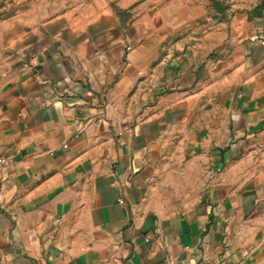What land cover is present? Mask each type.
I'll list each match as a JSON object with an SVG mask.
<instances>
[{"label": "crops", "instance_id": "1", "mask_svg": "<svg viewBox=\"0 0 264 264\" xmlns=\"http://www.w3.org/2000/svg\"><path fill=\"white\" fill-rule=\"evenodd\" d=\"M86 9L0 0V264H264V19L164 75Z\"/></svg>", "mask_w": 264, "mask_h": 264}, {"label": "rangeland", "instance_id": "2", "mask_svg": "<svg viewBox=\"0 0 264 264\" xmlns=\"http://www.w3.org/2000/svg\"><path fill=\"white\" fill-rule=\"evenodd\" d=\"M38 16L111 9L127 26L159 39L164 75L221 57L243 40L250 23L264 19V0H35Z\"/></svg>", "mask_w": 264, "mask_h": 264}, {"label": "built area", "instance_id": "3", "mask_svg": "<svg viewBox=\"0 0 264 264\" xmlns=\"http://www.w3.org/2000/svg\"><path fill=\"white\" fill-rule=\"evenodd\" d=\"M8 163L9 161L6 157L0 156V171L3 170L7 166Z\"/></svg>", "mask_w": 264, "mask_h": 264}]
</instances>
